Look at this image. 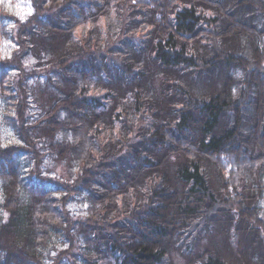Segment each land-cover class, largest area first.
<instances>
[{"label":"trees","instance_id":"obj_1","mask_svg":"<svg viewBox=\"0 0 264 264\" xmlns=\"http://www.w3.org/2000/svg\"><path fill=\"white\" fill-rule=\"evenodd\" d=\"M253 1L58 0L49 14L47 0L31 1L42 14L30 29L13 24L4 37L14 50L0 62V118L20 146L11 164L0 159V264H172L173 254L234 264L198 247L224 205L206 165L253 162L264 138V58L254 66L264 26L250 20L264 16V1ZM114 8L151 30L140 47L136 36H114L86 53L92 38L72 39L74 28ZM249 27L263 36H239ZM231 198L230 208L246 201Z\"/></svg>","mask_w":264,"mask_h":264},{"label":"rangeland","instance_id":"obj_2","mask_svg":"<svg viewBox=\"0 0 264 264\" xmlns=\"http://www.w3.org/2000/svg\"><path fill=\"white\" fill-rule=\"evenodd\" d=\"M31 1L32 0H0V30L2 32V35L0 33V62L8 60L12 53V50H14L15 47L11 40L8 41L4 37L9 36L7 35V32L10 33L15 29L14 26L9 27V25L17 24V22H20L21 25L26 23L27 25H25V29H30V27H33L31 25L32 18L33 20H37V17H39L40 12L37 14L36 11H34ZM57 2L58 0H49V2L47 0L45 6H43L45 14L51 13V11H49L51 10L49 6H51L53 9L54 6L57 5ZM228 2H230V0H228ZM89 3L90 5H88ZM91 4L92 0H83V5H88L87 7H90ZM222 4L226 6L224 2ZM249 4H255V2L253 0H250ZM17 6L19 7V9L25 10L23 11V15L25 16L24 20H21L20 15L16 14ZM6 7L12 10L6 11ZM259 7L261 8V14L264 15V4L259 5ZM89 9L91 10L92 8H88L87 10ZM29 10H31L30 15L28 14ZM138 11L141 10H135L132 13V16L138 15ZM52 12L56 13V10H52ZM118 12H120V9L114 8L112 9V11L110 10L108 14L99 17L95 21L91 20L85 22L82 25L76 26L74 28V31L72 32V39L76 38L78 40H81L82 42L85 37L91 36L92 41L89 39L87 45L84 46L86 53L90 50H97L99 48L107 49V46H109V43L114 36H136L137 46L140 47L143 42V36L141 35H143V32L146 29L151 30V27L148 26L143 31L142 28L137 27V24L144 22L141 17L133 18L132 21H134V23H131L128 26L124 21L121 22ZM53 16L58 17V12ZM255 16L257 17V19L255 18ZM50 20L51 19L47 17V21L50 22ZM78 20L81 19L76 18V21ZM250 20H255L254 23H256L257 27L264 26V16L260 17L259 15H252L250 16ZM56 22L57 18H55L54 23ZM63 24L71 25V20L67 18L66 21L63 22ZM133 26H136L137 28H132ZM238 30L239 36L248 35L251 38L253 36H263V33L259 34L250 27ZM57 33L58 31H55L51 34ZM206 38L207 37L205 36L204 39ZM244 46L245 43L243 44V47ZM259 52L260 50L255 48L254 53H256V58L254 60L256 62V65L254 66L256 68L262 66L261 62L264 58V56L259 55ZM251 56L253 57V55ZM28 62L29 60L27 61V63ZM30 62L31 64H36V58L30 57ZM216 74L217 72L215 73V75ZM160 84L161 83L159 82V80H156L154 81V83H150V89H152V91L156 90L159 92L161 86L159 88L158 85ZM34 86L35 83H29L30 88H33ZM101 89L102 88L100 87V85H98V87L93 88V91L99 92L102 91ZM15 104H17V102H15ZM256 109L258 108L255 107V110ZM9 122L12 123V121H10L9 119L6 120V118H0V159L11 164V156L13 153L12 151L14 150V148H19L20 146L19 144H17L18 142H16L15 137H12V131L8 127ZM72 137L74 138L73 135ZM82 148H84V144L82 145ZM243 150L248 151L242 148V152H244ZM252 151H254V163L249 161L250 158L246 159L241 155H236L233 157L235 164H230L227 162L228 160L231 161L230 158H222L221 156V158L219 157V159H223L222 164L221 162L219 164V162H212L211 160V163H209V165H206L205 167L206 172L209 174V182H212V186L214 189H219L218 191L221 194V197H223L221 203H224V205L220 206V213L215 215V217H217V220L212 223V237L207 240L206 235L204 241L199 244L198 248H201L202 250L205 247H217L216 249L218 250L220 257L223 259V257L228 254V257L225 258L226 260H224L226 262H233L234 264H243L242 261L247 262V264H254L256 262V255L260 256L258 260H262L261 263L257 264H264V138L259 142L258 147L252 148ZM49 162L52 161L50 160ZM218 164L220 166H218ZM58 166V163L55 161V159H53L52 166L51 168H49V170L52 169L54 171V168L58 169ZM41 175L44 174L42 173ZM44 176L50 178L53 175ZM223 178L226 181H229L228 189H224L226 186L223 182ZM232 193H236V198H246L245 203L240 209H238L237 207L230 208L232 206L229 205V201L232 200ZM74 207L75 206L72 205V210H74ZM236 209L239 210L240 213H238L239 211L237 212ZM235 214H238L239 217ZM223 215L227 217L229 221V225L227 226V228H225V231H223V225L221 222V217ZM234 226L235 228L239 229L240 233L237 232V230L234 231ZM226 233L229 238L227 241L224 239ZM202 235L204 236L205 232H202ZM254 243L257 244L256 251L253 248ZM226 245H230V249H228V251L226 249ZM239 250H241V252ZM170 258L172 259V264H185L184 260L180 259L176 254L171 255Z\"/></svg>","mask_w":264,"mask_h":264},{"label":"clouds","instance_id":"obj_3","mask_svg":"<svg viewBox=\"0 0 264 264\" xmlns=\"http://www.w3.org/2000/svg\"><path fill=\"white\" fill-rule=\"evenodd\" d=\"M5 10H6V11H11L12 9H9V8L6 7ZM23 11H25V10L19 9L18 6L16 7V14H17V15L22 16V15H23ZM9 27H13V25H9Z\"/></svg>","mask_w":264,"mask_h":264},{"label":"snow or ice","instance_id":"obj_4","mask_svg":"<svg viewBox=\"0 0 264 264\" xmlns=\"http://www.w3.org/2000/svg\"><path fill=\"white\" fill-rule=\"evenodd\" d=\"M28 14H29V15L31 14V10L28 11ZM20 19H21V20H24V19H25V16H24V15L20 16Z\"/></svg>","mask_w":264,"mask_h":264}]
</instances>
